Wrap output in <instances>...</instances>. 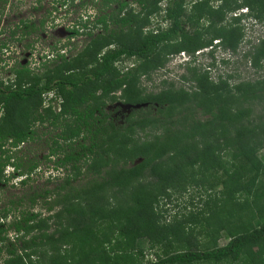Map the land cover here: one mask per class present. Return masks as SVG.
Instances as JSON below:
<instances>
[{
  "label": "trees",
  "instance_id": "trees-1",
  "mask_svg": "<svg viewBox=\"0 0 264 264\" xmlns=\"http://www.w3.org/2000/svg\"><path fill=\"white\" fill-rule=\"evenodd\" d=\"M96 6L99 15L81 14L72 30L71 38L87 37L81 49L69 41L39 66L16 64L13 78L0 80V180L10 159L3 148L34 140L44 124L59 131L46 157L66 171L53 189L10 201L19 210L12 221L4 209L0 264H264V77L231 83L233 75L215 79L210 69L217 50L238 53L244 16L264 24V0ZM43 26L44 19H20L11 38L21 30L17 38L27 40ZM251 48L244 58L264 68V36ZM205 49L213 62L198 67ZM182 52L192 58L181 76L188 87H140ZM117 101L141 106L117 124L106 111ZM36 166L20 173L22 184ZM81 175L85 183L75 185ZM38 199L48 215L34 211ZM164 200L182 205L169 217ZM143 238L151 261L137 247Z\"/></svg>",
  "mask_w": 264,
  "mask_h": 264
},
{
  "label": "rangeland",
  "instance_id": "rangeland-1",
  "mask_svg": "<svg viewBox=\"0 0 264 264\" xmlns=\"http://www.w3.org/2000/svg\"><path fill=\"white\" fill-rule=\"evenodd\" d=\"M95 4L99 5L100 0H0V46L2 47L0 51V80L6 81L8 77L13 78V74L8 68L14 67L16 64L30 63L32 67L35 64L39 66L40 62L43 61L42 56L49 52L48 50L52 51L54 48L59 49L63 43L65 44L68 41L72 44L71 46L81 49L86 43L87 37L79 36L78 38L74 37L72 39L70 36L72 33V24L80 14L86 16V14L92 13L91 20L96 14L99 15V6ZM213 4L217 6L220 5V2L216 1ZM34 5H37L35 9ZM187 8L190 9V4ZM240 14H242L241 10L233 13V15ZM20 19H30L34 23H40L44 19V26L41 30L37 29L30 34L26 41H24L25 38L16 40V37L11 38V32H13L16 22ZM157 19L154 18L152 28L156 27ZM241 25L244 27L245 38L240 44L238 53L231 55L229 52L217 50L215 54V58L218 60L216 66L210 67L213 78L216 79L219 75H223L224 78H227L228 75H233V78L229 79V81L231 83H239L258 76L264 77V68L256 69L244 58V53L252 49V44L257 43L259 39L263 38L264 24L244 16ZM19 35H21V30H17L16 36ZM4 43H6L5 47H3ZM29 43L33 44L32 51L27 48L25 49ZM71 46H68V48L70 49ZM203 51L204 53L196 58L198 67H208L213 62V58L208 54L209 50ZM223 58L229 59V63L222 64L220 60ZM188 59L192 58L187 54H182L174 58L170 57L165 67L156 71L150 79H142L140 87L147 91H158L162 87L163 81L175 83L176 86L184 85L188 87V83L181 80V76L187 73L185 64ZM140 106H131L123 101H117L109 104L106 111L113 122L122 124L127 115L133 109H137ZM35 130L37 133L34 140L18 148L7 146L3 148V157H10V159L9 165L3 171L5 177H3V180H0V215H2L4 209H11L7 222L12 221L19 212V210L15 211V206L10 204V201H16L21 197H24L26 199L25 201H28L27 199L31 195H34V193L39 194L46 189H53L62 182V178L66 174L65 170L56 168V156L55 158L46 157L49 155L50 147L59 131L53 129L48 124L36 126ZM146 132H141L139 135L143 136ZM258 155L263 159L264 149L260 150ZM15 162L21 163L22 166L19 169H15L12 164ZM33 163H37L36 168L31 174L28 173L29 178H27V182L22 184L21 180L26 178V176H21L20 173H27V167ZM84 179L85 177L81 175L79 177V183L75 185H83L86 181ZM190 199V196H186L184 199L187 206H190ZM199 202L198 196L195 204L197 205ZM37 203L38 205L34 207V211L42 210L41 205L43 201L38 199ZM165 203L166 205L162 208L169 210V217L178 210L179 204L182 205V201L180 200L178 201V206L175 204L176 200L172 202L164 200L162 205ZM42 212L45 213L46 211L42 210ZM45 215H48V213L46 212ZM7 222L4 219H0L2 225ZM9 236L10 239L14 238L13 233ZM228 240L229 238L224 236L219 241V244L225 245ZM137 247L144 250L147 260L151 261L154 259L155 256L151 249H149L147 238L139 239L137 241ZM257 250L259 251L258 248ZM258 251L257 253L259 254ZM2 256H4L3 252Z\"/></svg>",
  "mask_w": 264,
  "mask_h": 264
},
{
  "label": "clouds",
  "instance_id": "clouds-1",
  "mask_svg": "<svg viewBox=\"0 0 264 264\" xmlns=\"http://www.w3.org/2000/svg\"><path fill=\"white\" fill-rule=\"evenodd\" d=\"M36 7H37V5H34V9H35ZM241 12H242V13H247V10H244V9H243V10H241ZM80 15H81V14H80ZM80 15H79V16H80ZM86 15H92V13H90V14H86ZM79 16H78V17H79ZM83 16H84V15H83ZM92 16H93V15H92ZM78 17H77V18H78ZM85 17H86V16H85ZM85 17H83V18L85 19ZM77 18L74 20V22H73V24H72L73 27H72L71 30L75 29V28H76V25L79 27V23L77 22V20H78ZM18 22H19V20L16 22V24H17ZM16 24H15V25H16ZM37 24H40V23H37ZM11 33H12V32H11ZM70 36H72V33L70 34ZM17 37H19V36H16V38H17ZM72 39H74V37H72ZM16 40H19V38H17ZM24 41H26V40H24ZM24 41H23V42H24ZM68 42H69V41H68ZM68 42L65 43V44L63 43L62 46L68 44ZM62 46H61L58 50H61V49H62ZM205 50H207V49H205ZM48 51H49V52H47V53L44 54V55H47V58L51 57L52 54H53L52 51H50V50H48ZM202 52H203V51H199V52H197L196 54L199 56L200 54H202ZM182 54L185 55V54H187V53H183V52H182V53H180V54H178V55H174V56H171V57L174 58V57L180 56V55H182ZM187 55H188V54H187ZM42 57H43V56H42ZM189 57H190V56H189ZM188 60H189V59H188ZM188 60H187V61H188ZM191 60H192V59H190V61H191ZM11 68H12V67H11ZM11 68L9 67L8 69L10 70ZM10 71H11V70H10ZM50 98H52V97L50 96Z\"/></svg>",
  "mask_w": 264,
  "mask_h": 264
}]
</instances>
